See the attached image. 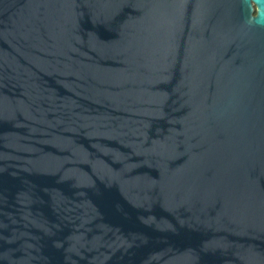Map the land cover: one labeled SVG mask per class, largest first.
<instances>
[{"label":"water","instance_id":"obj_1","mask_svg":"<svg viewBox=\"0 0 264 264\" xmlns=\"http://www.w3.org/2000/svg\"><path fill=\"white\" fill-rule=\"evenodd\" d=\"M0 264H264V0H0Z\"/></svg>","mask_w":264,"mask_h":264}]
</instances>
